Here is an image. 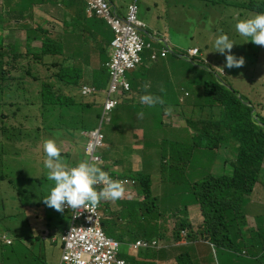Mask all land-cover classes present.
Returning a JSON list of instances; mask_svg holds the SVG:
<instances>
[{
	"label": "clouds",
	"instance_id": "9594fccd",
	"mask_svg": "<svg viewBox=\"0 0 264 264\" xmlns=\"http://www.w3.org/2000/svg\"><path fill=\"white\" fill-rule=\"evenodd\" d=\"M178 1L142 0L147 11L160 5V13L139 17L138 0H78V7L71 8L63 5L62 0H43L38 4L32 0H0V64L12 63L7 55L11 48L18 54L13 56L18 63L12 69L13 77L0 81V101L7 100L5 106L12 107L10 102L24 100L27 106L31 104L30 98L38 97L33 103L34 111L24 107L10 114V125H2L0 130L16 131L13 141L20 144L4 143L19 146L17 161L40 164L42 157L36 160L22 157L25 151L29 152L28 157L32 156L31 150L22 148L27 141L25 131H35L38 140L41 136L39 146L45 154L43 165L47 169V179L43 180L34 166L27 170L36 179L26 182H36L40 189L32 196L37 198L32 203L23 204L22 196L13 192L16 188L11 181L14 188L2 191L0 197L5 199L0 204L7 206L5 211L16 212V206H22L24 212L30 208L28 212L35 210L41 225L33 228L32 235L21 234L24 239L21 246L28 252L22 258H18L21 249L13 241L11 227L4 233L0 227V264H46L44 252L54 251L58 245L60 255L56 264H184L186 260L189 264H213V254L220 256L221 264H264V163L260 182L252 195L244 197L242 204L233 209L234 222L229 229L222 220L224 229L219 231V236L227 235V239L225 247L217 246L212 241L211 225H218L219 220L214 221L202 209L199 189L211 180L233 176L238 144L217 141L218 117L211 126L200 128L217 114L213 102L204 97L203 87L198 96L205 101L191 104L185 100L191 95L180 88L188 81L181 75L183 68L188 64L197 70L205 68L209 77L215 78L212 80L230 90L234 87L239 99L248 98L250 102L246 104H253L256 111H261L264 107V54L261 56L264 13H254L244 19H240V14L233 15V34L246 41L245 44L230 41L229 34L223 30L211 31L218 34L214 41L216 52L230 53L216 64L220 67L217 68L204 55L207 42L203 43V49L197 46L184 49L167 34L161 21L167 16L165 13L171 18L181 16L177 7L167 11ZM200 4L206 6L199 0H186L182 8L189 13L193 10L194 16V8ZM78 32L83 36L70 41L71 35ZM11 33L18 37L11 40ZM254 45L261 46L255 49L259 54L254 62L237 58ZM21 71L27 76L14 80ZM105 74L108 80L103 85L98 79ZM63 77L64 81L78 82L80 95L60 83L53 100L48 89L42 96L46 79L53 85ZM239 79L247 80V86H242ZM162 82L167 84L165 92ZM87 98L92 99L87 101ZM76 107L82 110L75 113ZM95 109L99 113L96 118L99 126L91 128L89 111ZM140 109L144 112H138ZM186 110L190 111V118L179 113ZM145 117L165 118L170 126H175V133L185 123L193 132L195 146H200L193 148L191 161L206 163L207 151L219 157L220 149L230 156L224 175L209 176L205 182L196 184L195 202L191 204L185 198L183 212L177 215V208L165 219L152 193L153 178L141 173L139 152L144 151L142 146L151 136L148 130H140ZM87 120L88 125H84ZM105 125L112 126L109 144L105 143L103 134ZM210 127L213 133L207 136L205 130ZM53 131L61 132L62 138L54 137ZM32 144L29 141L28 146ZM168 144L174 157L183 153L179 150L180 141ZM66 146H69L67 151H62ZM162 161L164 165L166 159L163 157ZM0 182H7L4 176ZM49 208L61 213L58 222L48 220ZM34 253H38L36 257Z\"/></svg>",
	"mask_w": 264,
	"mask_h": 264
},
{
	"label": "rangeland",
	"instance_id": "374dc122",
	"mask_svg": "<svg viewBox=\"0 0 264 264\" xmlns=\"http://www.w3.org/2000/svg\"><path fill=\"white\" fill-rule=\"evenodd\" d=\"M123 2H131L132 0H122ZM173 1V0H170ZM186 0H179L176 4H173L168 7L167 11L170 9H175L176 7L180 11L181 16L178 18H171L169 13H165L167 16L164 20L161 21L162 25L166 27L168 30V35L172 38V40L176 39V41L180 44V47L186 49L190 46H197L200 49H203V45L207 46V49L204 52L205 57L212 62V64H218L219 61L225 59V55L230 54L227 51L225 54H221L216 52V48L214 47V41L217 38L218 34H214L212 30H223L228 33V37L230 41H234L237 45L247 43L243 39L237 38L234 36L233 31H235V25H233L234 19L232 18L235 13L240 14L243 12L240 7L248 5L249 2L247 0H199L202 3L198 7L194 8V16L193 10L191 13L185 11L182 8V5ZM171 3V2H170ZM215 3V4H213ZM139 6V17L141 16H149L151 14H159L160 13V5H158L157 9L153 6L150 8V11L145 9L144 4H142V0H138ZM56 9H54V13H56ZM215 12V15L214 13ZM248 13V12H245ZM215 16V17H214ZM53 17V16H52ZM155 23L162 30L161 24L155 20ZM81 27L78 28L80 31ZM106 32H110L106 29ZM38 36V34L35 33ZM11 40H14L18 37V35L11 33ZM83 35L80 32L71 35L70 41L78 40ZM207 42V43H204ZM204 43V44H203ZM258 52L255 51V48L249 46L246 48L243 53L238 56L243 57L245 62H254L258 56ZM264 54L262 52L261 56ZM261 60L262 57H260ZM216 61H218L216 63ZM264 61V60H263ZM185 66V65H184ZM191 65H187V67L182 69L181 75H185V79H188L180 88L181 90L186 89L187 94L191 95L190 97H186V104H191V102H202L205 101L204 97H199V90L202 89L204 81L208 79L209 75L207 73V69L197 70L194 68H190ZM220 68L219 66H215ZM203 73V74H200ZM35 75V72H32ZM100 83L106 85V81L108 80V74H105ZM242 86H247V80L239 79ZM234 84L237 85L236 81ZM29 90V86H26ZM251 89H256V87H251ZM31 91V90H30ZM32 92V91H31ZM33 93V92H32ZM38 97H32L29 99L28 103L30 105L24 106L23 102L27 103L24 100H17L15 102H10L14 108L9 105L5 106L7 100L0 101V127H8L10 125V114H15L19 110H23V108H27L34 111V101ZM92 98H87V101H90ZM41 104L39 101L38 105ZM79 110H82L81 107H76L74 112L77 113ZM138 112H144V109H140ZM184 115L188 118L191 117L190 111L186 110ZM23 114V113H21ZM89 114L91 116V128H95L99 126V122L97 121V116L99 115L98 109L90 110ZM8 116L9 120H5L4 117ZM89 116V117H90ZM16 126H18L19 122L15 120ZM162 125H159L161 124ZM84 125H88V120L83 123ZM140 129L142 132L144 130H148L151 133V136L147 138V141L143 144L144 151L139 152V157L142 161V174L144 176H149L153 178L152 183V193L156 198L155 203L158 206L159 213L162 214V218L165 219L173 214L176 210V214L179 215L184 210V199L186 198L191 204L194 201V187L196 184H200L205 182L209 176L221 177L224 175L227 170L226 163L230 160V156L226 151L220 149L219 157H215L214 153L211 151H207L209 153V157L205 162L201 164L196 161H191L192 150L193 148L199 149L198 146H195L196 141L192 139L193 132H191L185 123L182 124L180 128L182 130L178 133H175V126H170L169 122L165 121V118L162 117H145L141 121ZM34 126V125H33ZM112 133V126L105 125L103 127V134L106 138L105 143L109 144L108 137ZM55 134L54 137L62 138V133L59 131H53ZM25 137L27 141L25 142V146H23V150L28 149L31 150V157H28L29 152L25 151L22 157L25 159H38L42 157L40 164H33V161H25L26 163L17 161L16 158H19L17 153V149L19 146L17 145H7L3 142H13L18 143L16 141H0V177L4 176L7 182H0V196H2V191L10 189L11 187L15 190L13 192L19 193L22 197L23 204H27L28 202L32 203L36 201L37 198H32L35 194L39 192V186L36 182L27 183L29 179L35 180L34 176H31L27 173V170L34 166L38 173L40 174L39 179H47V169L44 168L43 160L45 158V154L43 153V149H40L39 140H41V136H38L35 131L27 130L25 131ZM45 137V136H44ZM47 138H50L47 136ZM43 139V138H42ZM46 137L44 138V140ZM180 141L182 146L179 147V150L183 153L174 157L172 155V149L169 143L174 141ZM29 141L33 142L32 147H29ZM81 142L83 140H80ZM162 142H167L166 145H162ZM42 143V142H41ZM20 144V143H18ZM190 145V148L188 147ZM69 146H66L62 151H67ZM163 157L166 159V163L163 165ZM65 160V159H64ZM69 163L67 160H65ZM192 162H195L193 164ZM211 172V173H210ZM215 174H213V173ZM210 173V174H209ZM209 174V175H208ZM9 181L12 182L13 186L10 185ZM24 189H27L25 193ZM5 199L4 197H0L1 199ZM32 205V204H31ZM16 212H7V206H3L0 204V223H1V233H4L7 227H11L13 241L19 245L21 249V253L18 258H22L25 254H28L25 247L21 246L22 241L24 240L21 234L24 235H32L33 228L36 226H40L41 223L36 218L37 212L34 210L31 213L22 209V206H16ZM182 207V208H181ZM48 214L50 215L49 221L52 220L54 222H58L62 216L60 212L56 210L53 211L52 208L47 209ZM19 213V214H18ZM18 214V215H17ZM17 215V216H16ZM13 225V227H12ZM25 243H27L25 241ZM24 243V244H25ZM183 251V249H181ZM38 253H34L33 257H36ZM42 253L40 252V259L44 262L45 259L42 257ZM60 255V247L55 246L54 251L51 252L45 251L44 256L46 257V264H56ZM16 257V259H18ZM213 264H221V258L217 254L216 256L213 254L212 256ZM252 261H250L251 263ZM184 264H189V261L186 260Z\"/></svg>",
	"mask_w": 264,
	"mask_h": 264
},
{
	"label": "trees",
	"instance_id": "16d2710c",
	"mask_svg": "<svg viewBox=\"0 0 264 264\" xmlns=\"http://www.w3.org/2000/svg\"><path fill=\"white\" fill-rule=\"evenodd\" d=\"M43 0H32V3L38 4ZM63 5L67 8L78 7V0H62ZM215 4V3H213ZM243 12L240 13V19L247 18L254 13H264V0H252L248 5L240 7ZM248 12V13H245ZM215 13V12H213ZM215 17V16H214ZM256 50L261 46L254 45ZM242 49V48H241ZM11 53V55H10ZM7 55L10 57L12 63L8 66L0 64V81H8V77L12 78V69H16L17 60H13V56H18L15 49L11 48ZM19 60H21L19 58ZM10 69V71H9ZM30 73H28V76ZM27 74L25 71L17 74L14 80H23ZM204 82L203 94L207 101L213 102L217 109V114L213 115L210 123H203L200 128L204 126H211L218 117L216 125L217 141H232L238 144V156L233 165V176L231 178H222L211 180L204 183L199 189L200 204L204 212H206L214 221L219 220L216 226L211 225L213 231L212 241L219 247H225V237L219 236V231L224 229L222 220L229 229L234 219L232 218V211L235 207L242 204L244 197L251 196L254 187L260 182L263 173L264 163V107L261 111H256L255 106H248L246 102L250 100L246 97L239 99L237 91L234 87L228 89L221 85L213 78ZM47 83H43L42 96L46 95L47 89L50 100L54 98L55 89L62 83V85L72 92L80 95V88L77 81H64L65 78H59L53 85L51 81L46 79ZM81 80V77L78 81ZM1 87V84H0ZM215 107H213L215 112ZM257 119H255V117ZM258 123L262 124L259 125ZM213 129L210 127L205 130V134H212ZM16 131L6 132L0 130V141H13ZM4 143V142H3ZM148 196V194H146ZM132 261V257L129 258Z\"/></svg>",
	"mask_w": 264,
	"mask_h": 264
},
{
	"label": "crops",
	"instance_id": "0c3cea01",
	"mask_svg": "<svg viewBox=\"0 0 264 264\" xmlns=\"http://www.w3.org/2000/svg\"><path fill=\"white\" fill-rule=\"evenodd\" d=\"M166 86H167V84H165L164 82H162V87H163V89H164L163 92L166 91ZM173 89H176V85H175V84H173Z\"/></svg>",
	"mask_w": 264,
	"mask_h": 264
}]
</instances>
